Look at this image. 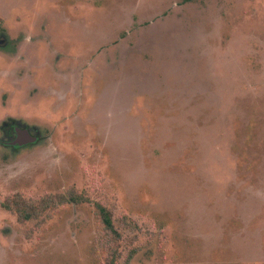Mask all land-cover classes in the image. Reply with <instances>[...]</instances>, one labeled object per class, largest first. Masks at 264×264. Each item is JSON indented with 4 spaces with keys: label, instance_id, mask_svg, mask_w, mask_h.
Here are the masks:
<instances>
[{
    "label": "rangeland",
    "instance_id": "374dc122",
    "mask_svg": "<svg viewBox=\"0 0 264 264\" xmlns=\"http://www.w3.org/2000/svg\"><path fill=\"white\" fill-rule=\"evenodd\" d=\"M0 35V120L44 134L0 149V264H264V0H0Z\"/></svg>",
    "mask_w": 264,
    "mask_h": 264
},
{
    "label": "trees",
    "instance_id": "16d2710c",
    "mask_svg": "<svg viewBox=\"0 0 264 264\" xmlns=\"http://www.w3.org/2000/svg\"><path fill=\"white\" fill-rule=\"evenodd\" d=\"M82 196L68 191L67 194H49L42 196L38 199L26 198L20 194H16L11 198H5L1 203V206L6 210L12 211L16 214L17 219L20 221H25L29 219H36L41 214L47 210H51L65 203H80L85 201ZM94 207L102 222V230L108 234H111L113 238L111 240H119L121 238L120 231L114 226V222L111 216V212L102 204L95 202ZM108 239V240H110ZM110 240V241H111ZM107 243V240H106ZM120 252L112 250V256L110 258L109 264H115V261L120 258ZM132 257V252L126 257V262L128 264L129 259Z\"/></svg>",
    "mask_w": 264,
    "mask_h": 264
},
{
    "label": "flooded vegetation",
    "instance_id": "af4514ba",
    "mask_svg": "<svg viewBox=\"0 0 264 264\" xmlns=\"http://www.w3.org/2000/svg\"><path fill=\"white\" fill-rule=\"evenodd\" d=\"M15 54L16 50H13V46L6 44L5 38H1L0 58H3L6 65ZM43 139V130L38 125L22 120L17 117V114L6 113L0 120V149L2 150L17 154L21 150L36 146Z\"/></svg>",
    "mask_w": 264,
    "mask_h": 264
}]
</instances>
